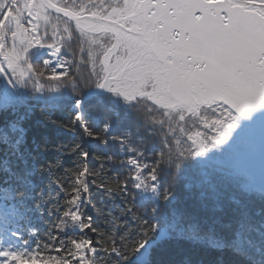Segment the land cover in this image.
<instances>
[{
	"label": "snow or ice",
	"instance_id": "snow-or-ice-1",
	"mask_svg": "<svg viewBox=\"0 0 264 264\" xmlns=\"http://www.w3.org/2000/svg\"><path fill=\"white\" fill-rule=\"evenodd\" d=\"M105 259L264 264V0H0V264Z\"/></svg>",
	"mask_w": 264,
	"mask_h": 264
},
{
	"label": "trees",
	"instance_id": "trees-1",
	"mask_svg": "<svg viewBox=\"0 0 264 264\" xmlns=\"http://www.w3.org/2000/svg\"><path fill=\"white\" fill-rule=\"evenodd\" d=\"M85 59H87V56H86V53H85ZM81 71L84 75H87V65H82L81 66ZM245 128V126H244ZM246 129V128H245ZM102 227H104V225H102ZM101 255H104V254H101ZM220 254L219 253H216L215 254V257L211 254V253H208V252H198V251H194L190 254V259L192 261H197V260H201V261H208L209 259H213V258H216V257H219ZM227 255L224 256V259L227 260ZM98 260H100V256L97 257ZM100 264H108V261L105 259V260H101L100 261Z\"/></svg>",
	"mask_w": 264,
	"mask_h": 264
},
{
	"label": "water",
	"instance_id": "water-1",
	"mask_svg": "<svg viewBox=\"0 0 264 264\" xmlns=\"http://www.w3.org/2000/svg\"><path fill=\"white\" fill-rule=\"evenodd\" d=\"M255 119H257V118H254V120H255ZM245 125L249 127V125H247V124H245Z\"/></svg>",
	"mask_w": 264,
	"mask_h": 264
}]
</instances>
